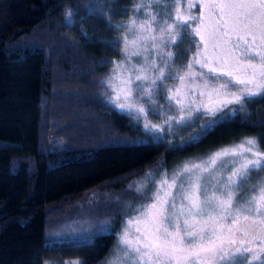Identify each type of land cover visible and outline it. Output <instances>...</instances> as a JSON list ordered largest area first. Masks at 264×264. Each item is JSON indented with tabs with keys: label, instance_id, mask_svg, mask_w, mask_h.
Returning <instances> with one entry per match:
<instances>
[{
	"label": "trees",
	"instance_id": "1",
	"mask_svg": "<svg viewBox=\"0 0 264 264\" xmlns=\"http://www.w3.org/2000/svg\"><path fill=\"white\" fill-rule=\"evenodd\" d=\"M138 2L0 0V264H104L121 206L104 210V231L54 238L88 192L118 195L123 205L130 184L153 170H171L244 138H255L264 151V95L246 99L243 111L191 144L184 141L199 130L201 116L189 119L194 127L149 133L107 102L103 79L122 59L118 37L127 33L116 25L128 24ZM162 4L165 11H152L157 16L171 12L170 0L151 8ZM182 42L188 48L179 52L188 57L194 41L186 34ZM52 133L66 146L52 148ZM232 260L264 264V254L257 260L238 253L221 264Z\"/></svg>",
	"mask_w": 264,
	"mask_h": 264
},
{
	"label": "snow or ice",
	"instance_id": "2",
	"mask_svg": "<svg viewBox=\"0 0 264 264\" xmlns=\"http://www.w3.org/2000/svg\"><path fill=\"white\" fill-rule=\"evenodd\" d=\"M161 3L162 0H139L132 9L134 15L128 24L116 25L118 31L127 27L123 38L118 37L125 45L124 59L111 62L114 67L106 81L110 89L105 94L106 100L121 112L130 116L135 114L137 121L142 116L146 119L149 114L159 116L163 105L159 104L157 97L169 102L170 107L180 113L178 118L167 117L159 125L151 121L144 123L146 131L164 132L165 126H169L170 131L172 122L194 127L195 123L188 119L194 112L197 121L199 114L210 117L184 141L186 144L198 143L214 130L219 120L243 111L246 99L264 95V0H208L202 5L208 9L207 22L203 15L185 19L177 9L174 17L169 11L167 19L162 20L156 19L158 14L145 12L148 20L137 23L136 16L141 9ZM71 16V11L66 13V19L70 20ZM190 24L197 26L189 29ZM153 25H156L155 29ZM146 31L156 34L145 38L143 33ZM128 34L136 37L131 46H136L137 41L146 43V40H151L150 48L129 54ZM186 34L190 41H195L192 46L197 51L186 65L187 70L181 74L173 70V53L165 49L179 46ZM149 51L156 52L160 63L149 61L144 55ZM141 56L144 59L139 65L132 63L133 57ZM193 65H198L199 71ZM166 80L179 81L193 93L192 97L183 96L181 87L169 88ZM232 87H238L239 91H230ZM196 91L199 102L195 98ZM230 105L240 107L230 108ZM218 113H223V116H218ZM230 156L238 159L231 161L232 167L227 169L225 176L223 169L227 165L224 158ZM218 163L221 172L213 174L212 169ZM261 172H264V151L255 138H244L231 149L217 152L208 166H184L173 174L170 182L166 176L162 178L159 186L155 181L151 188L141 183L134 189L137 197L151 203L134 209L138 214L127 224L135 225V235L130 236L128 229L123 231L118 239V244L123 246L120 249L122 254L109 264H204L206 256L219 255L220 261L227 262L237 253L243 254L237 249L231 256L220 255L221 246L213 249L202 245L212 234L223 231L217 225L228 218L241 231V220L249 222L253 231L264 226V177L255 184L251 183L253 174L259 176ZM249 185V193L259 195H249L245 199L239 193ZM128 207L133 210L131 205ZM243 212L259 219L249 221L248 215H241ZM198 224L202 226L198 228ZM259 251L264 252V249ZM254 259H260L259 253ZM232 264H239V261L232 260ZM248 264H252V260Z\"/></svg>",
	"mask_w": 264,
	"mask_h": 264
},
{
	"label": "rangeland",
	"instance_id": "3",
	"mask_svg": "<svg viewBox=\"0 0 264 264\" xmlns=\"http://www.w3.org/2000/svg\"><path fill=\"white\" fill-rule=\"evenodd\" d=\"M170 1L172 2L170 10L172 12L171 14L173 15V17L176 15L177 9H179L181 16L185 19L188 16L199 17V16L203 15L205 18V22H207V20H208V17H207L208 9L205 7H202V5L206 4L208 2V0H170ZM156 10L160 14L162 10H164V11L166 10V7H164L162 4L161 6H159V8H156V6L154 8H145V12H152V11H156ZM145 12L143 11L142 16L139 17V19L137 20L138 24L144 23L148 20V17L145 16ZM163 14L164 13H162V15ZM162 15L156 16V19L157 20L164 19V17ZM164 15L166 16V19H167V15L166 14H164ZM168 22L172 23L171 20H169ZM196 26H197V24H190L189 29L196 27ZM155 27H156V25L152 26L153 29H155ZM154 34H156V33L153 31H146L143 33V36L145 38H147V37H150L151 35H154ZM135 40H136V37H134L131 34L129 37V45H130L128 48L129 54L136 52V51H142L145 47L150 48V46H151V40H146V43H140L137 41L136 46H131L133 41H135ZM194 43H195V41H194ZM229 47H231V45H229ZM179 48H182L183 49L182 52L186 53L185 48H188V46L186 45V47H185L184 43L181 42L179 44V46L168 47L165 49V51L173 53V58H172L173 70L174 71L178 70L181 72V74H183L187 70L186 65L189 63L190 60H192L193 54L197 51V49L193 48V51L189 54L188 57H186V56H184L183 53L179 52ZM144 55L147 56L149 61H156L157 63H160L159 57L157 56L155 51L146 52ZM123 59H124V53H123V57L120 61H122ZM143 59H144V56H141L138 58L133 57L132 63L139 65L143 61ZM117 61H119V60H117ZM254 62L258 63V61H254ZM113 67H114V64L111 67V69ZM193 67L195 70L199 71L198 65H193ZM110 74L111 73H109L103 79V83L106 87L105 92H104L105 94L108 91H110V89L108 88V85L106 83ZM197 82H199V81H197ZM221 82H223V81H221ZM165 83L168 85L169 88H171L173 90H175L176 87H181L182 95L185 97L191 98L193 95V93L190 92L187 88L181 86L179 81H177V80H166ZM189 83H191V81H189ZM230 91H233V92L239 91V88L238 87H232L230 89ZM166 94L167 93H164V95H166ZM104 96L106 98V95H104ZM195 98L197 99V102H199L198 91L195 92ZM157 99H158L159 104L163 105V107L160 109L159 116H153V115L149 114L146 119L142 116L139 121H137L135 119V114H132L131 117H133L136 122L142 124V126L144 123H146L148 121H151V123H153V124L159 125V124H162L163 119H165L167 117L175 116L178 118L180 113L178 112L177 109H175L174 107H170L169 102L165 101L163 98L157 97ZM206 102H207V100L205 99V103ZM113 108H115V107H113ZM124 113H127V112H124ZM196 115L197 114L194 112L193 116L190 118H193ZM199 115L201 116L203 121L210 119V117L204 116L203 114H199ZM190 118H188V119H190ZM176 125L177 124L175 122H172L170 125L171 130H173L174 128L177 129ZM154 131L156 133H158V131H156L154 129L153 130H147V132H149V133H153ZM240 142L241 141L222 146V147L212 151L211 153H208L207 155H205L203 157L190 158V159H187L185 161H182L177 166H174L173 168H171V170L159 169V170L151 171V173H153V175H144V177H142L141 179L136 180L130 184L132 186V187L129 186L131 195L128 197L127 202H125L123 205H120L118 195H111L109 193H101V192H98L97 190L88 192L86 195H84L82 202H81V205H79L81 207H78L75 210L71 211L70 214L68 215L70 217L68 219L69 223L67 222L64 224L65 226H62L60 228L55 229L56 232H55L54 238L70 237V235L76 234L79 229L81 230V232H85L87 234H90L91 232H94L96 230L108 229L109 215H106L104 210L105 209L106 210L107 209L112 210V209H115V208H118L119 206H121L122 215H123L122 221H121L119 228L115 232L114 243L112 244L111 249H110V251L107 255V258L105 260V263H104V264H109V261L116 260L117 256L122 254L120 252V249L123 246L118 244V239H119V236L123 233V231L125 229H128L130 236L135 235V225L129 226L127 224L128 220L132 219L133 217H136L138 214L137 211H135L134 209H139L140 206L143 204L151 203V201L142 200V199H139L137 197V194L134 190L137 186H139L141 183H143L146 188H151V187H153V183H152L153 181H155L156 185L159 186L160 180L162 178H164L165 176L167 177V179L170 182L172 177H173V174L175 172L179 171L180 169H182L184 166L191 167L193 164L208 166L211 158L217 152H220L224 149H231L234 145L239 144ZM50 146L52 148H63L66 145H65V142L63 140H61L54 133H52L51 137H50ZM234 159H238V158L237 157H231V156L224 158V161L227 165V167L225 169H223V174L225 176L227 175V169L232 167L231 161ZM157 171L159 172V175L156 174ZM212 172H213V174H217V175L220 174L221 168L219 166V163L216 166H214V168L212 169ZM260 177H264V173ZM150 181H151V183H150ZM257 181L255 183H257ZM250 186L251 185H249L247 187L246 191H243V189H241L239 194L244 197L245 192L249 191ZM249 195L258 196L259 193H256V192L249 193L245 199H247ZM177 204L179 205V201H177ZM129 205L132 206L133 210L129 209V207H128ZM241 215L242 216L248 215L249 221L259 219L258 217L251 216L247 212H243ZM110 225H111V223H110ZM141 226H143V225H141ZM201 226H202V224L197 225L198 228ZM217 228H220L223 231L212 234L208 239H206L203 242V245H202L203 247H205V248L211 247V248L215 249V247L217 245H219V246H221V249H222V251L219 254L220 255L228 254L230 256L232 253L237 252V249H239L243 254L248 256L249 259H254V257L258 253L260 256L264 254V252L259 251L261 249H264V226H261L256 231H253L252 226L250 225L249 222L241 220L240 225H239V229H242V231H241V230H238L237 225H233L231 223V218H228V220H226V221H221L217 225ZM210 241H211V243H210ZM230 241H233L234 243H230ZM196 243H197V245H200L199 241H197ZM246 249H251L253 251L249 252V251H246ZM221 263H222V261H220L219 255L204 257V264H221Z\"/></svg>",
	"mask_w": 264,
	"mask_h": 264
}]
</instances>
